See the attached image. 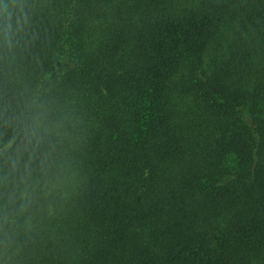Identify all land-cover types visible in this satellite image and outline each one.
Masks as SVG:
<instances>
[{"label": "trees", "instance_id": "obj_1", "mask_svg": "<svg viewBox=\"0 0 264 264\" xmlns=\"http://www.w3.org/2000/svg\"><path fill=\"white\" fill-rule=\"evenodd\" d=\"M0 264H264V0H0Z\"/></svg>", "mask_w": 264, "mask_h": 264}]
</instances>
